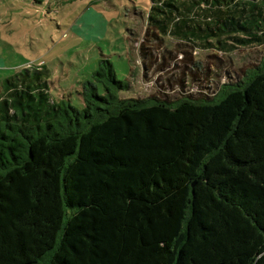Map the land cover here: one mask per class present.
<instances>
[{"label":"trees","instance_id":"16d2710c","mask_svg":"<svg viewBox=\"0 0 264 264\" xmlns=\"http://www.w3.org/2000/svg\"><path fill=\"white\" fill-rule=\"evenodd\" d=\"M150 2L163 38L264 46V0ZM50 75L25 68L0 93V264H264L263 64L212 97L149 104L119 97L105 57L82 110Z\"/></svg>","mask_w":264,"mask_h":264},{"label":"rangeland","instance_id":"374dc122","mask_svg":"<svg viewBox=\"0 0 264 264\" xmlns=\"http://www.w3.org/2000/svg\"><path fill=\"white\" fill-rule=\"evenodd\" d=\"M150 5V0H0V93L6 79L40 62L51 71L53 97L82 110L83 84L93 80L106 57L118 80L129 85L119 92L121 99L175 104L183 97H212L264 65L263 47L227 55L159 36L147 24Z\"/></svg>","mask_w":264,"mask_h":264},{"label":"crops","instance_id":"0c3cea01","mask_svg":"<svg viewBox=\"0 0 264 264\" xmlns=\"http://www.w3.org/2000/svg\"><path fill=\"white\" fill-rule=\"evenodd\" d=\"M255 48L256 47H263V52H264V46H254ZM251 48H253V47H251ZM240 49H242V48H240ZM248 49H250V48H248ZM239 50V49H238ZM206 51H209V50H206ZM237 51V50H236ZM203 52H205V51H203ZM235 52V51H234ZM234 52H231V53H229V54H227V55H230V54H234ZM42 64L39 62V63H37L36 65H32L33 67H40ZM44 65V64H43ZM45 66V65H44ZM46 67V66H45ZM47 68V67H46ZM48 69V68H47ZM48 70H50V69H48ZM20 72V71H19ZM17 74V73H16ZM50 74H51V71H50ZM14 76V75H13ZM51 76V75H50ZM12 77V76H11Z\"/></svg>","mask_w":264,"mask_h":264}]
</instances>
